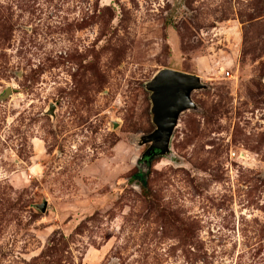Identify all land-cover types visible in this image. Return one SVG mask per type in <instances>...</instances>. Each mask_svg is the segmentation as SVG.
Wrapping results in <instances>:
<instances>
[{
  "label": "rangeland",
  "instance_id": "374dc122",
  "mask_svg": "<svg viewBox=\"0 0 264 264\" xmlns=\"http://www.w3.org/2000/svg\"><path fill=\"white\" fill-rule=\"evenodd\" d=\"M162 68L205 87L145 160ZM6 86L0 264H264V0H0Z\"/></svg>",
  "mask_w": 264,
  "mask_h": 264
},
{
  "label": "water",
  "instance_id": "95a60500",
  "mask_svg": "<svg viewBox=\"0 0 264 264\" xmlns=\"http://www.w3.org/2000/svg\"><path fill=\"white\" fill-rule=\"evenodd\" d=\"M205 87L200 76L184 71L162 68L146 82L145 88L150 92L151 119L154 129L144 134L142 143H149L142 156L149 157L150 151L159 155L169 150L171 137L178 124L180 114L189 108H195L191 99L193 90ZM12 93L11 87L6 86L0 94V100ZM54 105L51 104L48 113L53 114ZM116 126V123H114ZM156 149L157 151H153ZM154 157V155H153ZM46 208V201L39 206Z\"/></svg>",
  "mask_w": 264,
  "mask_h": 264
},
{
  "label": "flooded vegetation",
  "instance_id": "af4514ba",
  "mask_svg": "<svg viewBox=\"0 0 264 264\" xmlns=\"http://www.w3.org/2000/svg\"><path fill=\"white\" fill-rule=\"evenodd\" d=\"M153 151H157V150H156V149H154ZM150 152H151V153H153L152 151H150ZM146 159H148V157H147V158L145 157V160H146Z\"/></svg>",
  "mask_w": 264,
  "mask_h": 264
},
{
  "label": "trees",
  "instance_id": "16d2710c",
  "mask_svg": "<svg viewBox=\"0 0 264 264\" xmlns=\"http://www.w3.org/2000/svg\"><path fill=\"white\" fill-rule=\"evenodd\" d=\"M140 175L142 176V174H140ZM141 176H140V177H141Z\"/></svg>",
  "mask_w": 264,
  "mask_h": 264
}]
</instances>
